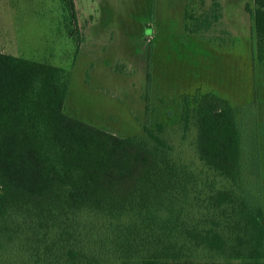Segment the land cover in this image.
Here are the masks:
<instances>
[{
  "label": "trees",
  "instance_id": "trees-1",
  "mask_svg": "<svg viewBox=\"0 0 264 264\" xmlns=\"http://www.w3.org/2000/svg\"><path fill=\"white\" fill-rule=\"evenodd\" d=\"M252 1L255 101L179 100L201 167L177 155L160 110L141 134H115L66 111L69 70L0 51V264H264V0Z\"/></svg>",
  "mask_w": 264,
  "mask_h": 264
},
{
  "label": "rangeland",
  "instance_id": "rangeland-1",
  "mask_svg": "<svg viewBox=\"0 0 264 264\" xmlns=\"http://www.w3.org/2000/svg\"><path fill=\"white\" fill-rule=\"evenodd\" d=\"M73 1L79 41L65 0H0V51L69 70L66 111L115 134H141L150 111L160 110L177 155L201 167L194 135L184 138L179 128V100L210 92L233 106L255 101L247 11L253 1L219 0L217 20L214 0ZM190 13L197 18L189 20ZM263 100L257 110L264 156Z\"/></svg>",
  "mask_w": 264,
  "mask_h": 264
}]
</instances>
